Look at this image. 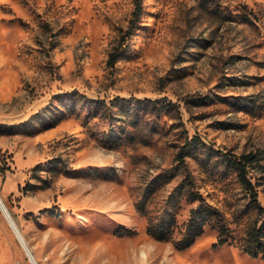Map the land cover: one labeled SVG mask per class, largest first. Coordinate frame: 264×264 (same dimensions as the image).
Wrapping results in <instances>:
<instances>
[{"label": "rangeland", "instance_id": "374dc122", "mask_svg": "<svg viewBox=\"0 0 264 264\" xmlns=\"http://www.w3.org/2000/svg\"><path fill=\"white\" fill-rule=\"evenodd\" d=\"M134 4L0 0L2 199L39 264H264L239 246L264 213L222 157L262 151L264 205V0ZM190 190L232 242L207 222L176 246ZM0 260L31 264L1 210Z\"/></svg>", "mask_w": 264, "mask_h": 264}, {"label": "trees", "instance_id": "16d2710c", "mask_svg": "<svg viewBox=\"0 0 264 264\" xmlns=\"http://www.w3.org/2000/svg\"><path fill=\"white\" fill-rule=\"evenodd\" d=\"M141 3L142 0H135L130 22H133L139 14ZM115 53V51L110 53L108 61L114 59ZM194 138L195 137H192L190 140H186L180 146V149L176 154V157L180 161H183L184 155L193 146ZM261 153V150L242 152L238 155L222 152L223 159L236 170L241 185L249 193L250 200L259 214L264 213V205H262L257 199V190L255 183L251 180L248 174V166L255 163L259 159ZM186 182L190 184L191 180L186 179ZM189 196L191 200H197V204L190 208L189 216L186 221H184L183 228L180 231L181 234L174 240L176 246L183 248L190 245L195 237L201 233L204 224L207 222L218 226L219 232L216 238L217 244L232 242L233 239L229 238V227L224 222L220 210L215 205L209 203L197 190H190ZM147 230L156 238H168L169 228H167L166 223L163 221L150 223ZM239 246L243 251L252 256L264 253V218L261 219L259 224L254 223L248 227L245 237L239 242Z\"/></svg>", "mask_w": 264, "mask_h": 264}, {"label": "bare ground", "instance_id": "6f19581e", "mask_svg": "<svg viewBox=\"0 0 264 264\" xmlns=\"http://www.w3.org/2000/svg\"><path fill=\"white\" fill-rule=\"evenodd\" d=\"M0 198L2 199L1 194H0ZM2 201H3V203L5 204V202H4L3 199H2ZM5 206L7 207L6 204H5ZM7 208H8V207H7ZM0 210H1V212H2V214H3V216H4V218H5V220L8 222L9 226L11 227V230L13 231L14 235L16 236V238H17L18 242L20 243L22 249L24 250V252H25V254H26V251H25V248H24V244H23L21 241H19V239H18V235H17V232H16V228H15V226L18 228V230L20 231V235L23 236L25 243L28 245L25 236L23 235V233H22L21 230L19 229V227H18L16 221L14 220V218L12 217L11 213L9 212V214H7L6 211L3 209L1 203H0ZM8 211H9V210H8ZM9 215H10V216H9ZM11 219L14 221L15 226H14V224H13V222H12ZM28 247L31 248L29 245H28ZM30 250H31V249H30ZM31 252H32V250H31ZM32 254L34 255L33 252H32ZM34 257H35V255H34ZM35 258H36V257H35ZM29 260H30V259H29ZM30 262H31V261H30Z\"/></svg>", "mask_w": 264, "mask_h": 264}, {"label": "water", "instance_id": "95a60500", "mask_svg": "<svg viewBox=\"0 0 264 264\" xmlns=\"http://www.w3.org/2000/svg\"><path fill=\"white\" fill-rule=\"evenodd\" d=\"M0 203H1L2 207H3V209L6 211V213L9 214L8 208L5 206V204L3 203V201H2L1 198H0ZM12 222L14 224V221L13 220H12ZM14 226H15V224H14ZM15 228H16V232H17V235H18V239H19V241H21L24 244V248H25V251H26V256L28 257V259H30L31 264H39L38 261H37V259L32 254L30 248L25 243L23 236L20 235V231L18 230V228L16 226H15Z\"/></svg>", "mask_w": 264, "mask_h": 264}, {"label": "crops", "instance_id": "0c3cea01", "mask_svg": "<svg viewBox=\"0 0 264 264\" xmlns=\"http://www.w3.org/2000/svg\"><path fill=\"white\" fill-rule=\"evenodd\" d=\"M1 261V260H0Z\"/></svg>", "mask_w": 264, "mask_h": 264}]
</instances>
